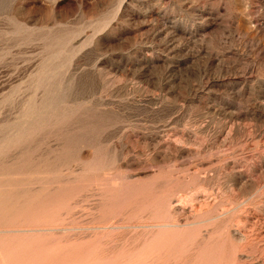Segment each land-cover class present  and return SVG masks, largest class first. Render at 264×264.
Listing matches in <instances>:
<instances>
[{"label":"rangeland","instance_id":"obj_1","mask_svg":"<svg viewBox=\"0 0 264 264\" xmlns=\"http://www.w3.org/2000/svg\"><path fill=\"white\" fill-rule=\"evenodd\" d=\"M0 221V264H264V0H0Z\"/></svg>","mask_w":264,"mask_h":264},{"label":"bare ground","instance_id":"obj_2","mask_svg":"<svg viewBox=\"0 0 264 264\" xmlns=\"http://www.w3.org/2000/svg\"><path fill=\"white\" fill-rule=\"evenodd\" d=\"M15 123V122H14ZM33 124V123H32ZM16 126V125H15ZM25 126V125H24ZM29 126H31V125H29ZM34 127V126H33ZM41 127V126H40ZM30 128V127H29ZM33 129V128H32ZM26 130H28V129H26ZM27 132V131H26ZM34 132V131H33ZM25 136V135H24ZM12 139V138H11ZM23 139V138H22ZM11 141V140H10ZM9 141V142H10ZM11 195V194H10ZM4 198V197H3ZM1 199H2V197H1ZM5 199V198H4ZM8 199V198H7ZM9 199H10V196H9ZM16 199V198H15ZM21 202V201H20ZM46 202H48L47 204H54L56 207H59V208H64V204H63V202H57V199H56V197L55 196H49L46 200H45V202L44 203H46ZM5 203V202H4ZM44 203H42V207L44 208L45 206H48V205H44ZM2 204V203H1ZM67 205V204H66ZM65 205V206H66ZM28 208V207H27ZM45 209V208H44ZM8 212V211H7ZM71 215V214H70ZM1 222V221H0ZM8 225V224H7Z\"/></svg>","mask_w":264,"mask_h":264}]
</instances>
